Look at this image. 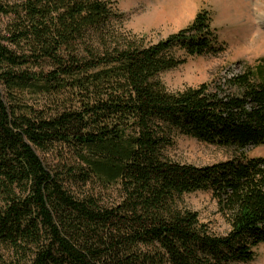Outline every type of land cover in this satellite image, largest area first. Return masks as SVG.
<instances>
[{
    "label": "trees",
    "instance_id": "trees-1",
    "mask_svg": "<svg viewBox=\"0 0 264 264\" xmlns=\"http://www.w3.org/2000/svg\"><path fill=\"white\" fill-rule=\"evenodd\" d=\"M0 264H247L264 244V56L170 92L174 57L217 55L208 10L155 44L109 0H0ZM178 134L234 150L182 164ZM210 192L213 234L182 197Z\"/></svg>",
    "mask_w": 264,
    "mask_h": 264
},
{
    "label": "rangeland",
    "instance_id": "rangeland-1",
    "mask_svg": "<svg viewBox=\"0 0 264 264\" xmlns=\"http://www.w3.org/2000/svg\"><path fill=\"white\" fill-rule=\"evenodd\" d=\"M118 16L113 26L135 35L146 44H155L192 23L205 9L211 13L216 30L217 55L188 56L175 49V58L184 63L158 74V80L170 92L196 88L214 79L241 73L264 56V0H109ZM0 17V28L7 22ZM234 150L218 148L178 134L168 148V159L195 166H206L232 158ZM248 157L264 158V145L249 149ZM182 206L196 212L200 222L213 234H224L228 225L218 213L210 192H194L182 197ZM254 259L247 264H264V244L254 248Z\"/></svg>",
    "mask_w": 264,
    "mask_h": 264
}]
</instances>
